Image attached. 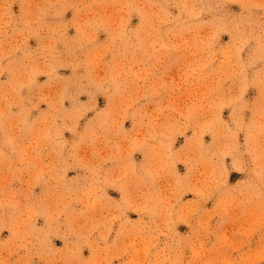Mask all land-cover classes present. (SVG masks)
<instances>
[{
	"label": "rangeland",
	"instance_id": "obj_1",
	"mask_svg": "<svg viewBox=\"0 0 264 264\" xmlns=\"http://www.w3.org/2000/svg\"><path fill=\"white\" fill-rule=\"evenodd\" d=\"M0 264H264V0H0Z\"/></svg>",
	"mask_w": 264,
	"mask_h": 264
}]
</instances>
